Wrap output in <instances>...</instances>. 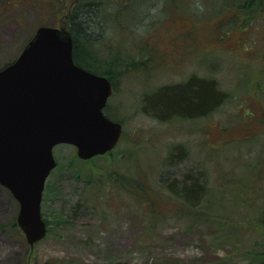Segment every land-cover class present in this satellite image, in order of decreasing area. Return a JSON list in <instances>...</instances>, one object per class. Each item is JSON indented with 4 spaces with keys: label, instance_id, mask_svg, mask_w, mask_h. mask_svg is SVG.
<instances>
[{
    "label": "rangeland",
    "instance_id": "rangeland-1",
    "mask_svg": "<svg viewBox=\"0 0 264 264\" xmlns=\"http://www.w3.org/2000/svg\"><path fill=\"white\" fill-rule=\"evenodd\" d=\"M140 1L139 12L123 7L124 22L137 24L120 34L108 18L96 42L102 54L115 42L129 54L151 49L135 57L149 59L144 70L115 79L108 110L123 123L120 144L84 163L72 146L56 148L60 171L48 184L57 192L43 206L49 231L33 247L13 226L18 202L0 185V264H253L252 253L264 252V0L260 13L230 7L221 19L210 16V0ZM102 3L112 15L125 0ZM23 24L0 19V69L27 42L15 34ZM191 75L216 79L230 100L191 121L142 112L146 93ZM102 172L121 182L107 192L87 185ZM184 180L201 187L197 198L184 195Z\"/></svg>",
    "mask_w": 264,
    "mask_h": 264
},
{
    "label": "water",
    "instance_id": "water-1",
    "mask_svg": "<svg viewBox=\"0 0 264 264\" xmlns=\"http://www.w3.org/2000/svg\"><path fill=\"white\" fill-rule=\"evenodd\" d=\"M109 78L74 63L65 29L40 28L19 58L0 70V185L19 203L17 224L31 247L48 232L42 216L54 148H76L81 160L112 151L123 134L104 109Z\"/></svg>",
    "mask_w": 264,
    "mask_h": 264
},
{
    "label": "trees",
    "instance_id": "trees-1",
    "mask_svg": "<svg viewBox=\"0 0 264 264\" xmlns=\"http://www.w3.org/2000/svg\"><path fill=\"white\" fill-rule=\"evenodd\" d=\"M126 1L128 0H125V3H121L119 11L112 15H108L107 12L103 10L104 6L98 7L96 5H92L85 7L81 10L80 20L73 22V58L75 63L89 72L109 78L113 86H115V79L122 78L130 71H137L141 69L144 70L150 63L148 62L149 59H145L142 57V55L138 57L142 58V60H137L135 58L138 56L139 52L143 50L142 48H145V50H143L144 53L148 52V50H151L150 47L147 50V45H140L138 46V51L135 52L136 54H129L127 53V48H131V46H125L123 43L115 42V44L111 43L107 46L108 51H106L105 54L99 52V50L102 49L101 46L97 45V43L100 41L99 38L101 37L100 30L103 28V26H105L108 18L114 21L116 20L115 23L118 26V31L120 34L127 31L126 25H130L138 21L136 20L133 21V23H125L122 18L124 13L123 7L128 8L129 10L132 8L129 11L131 14L136 13L140 11L139 9L141 1L135 0L134 3L136 4L133 3V0L128 2ZM175 1L179 8L180 0ZM224 2L223 0H210L209 11H211V17L214 16L217 17V19H221V15L225 12H228L226 10L230 7H234V9H241L247 14L248 12L251 13L255 11V9H258L260 13L262 8L261 0H226V2H228L227 4ZM187 12L189 11L187 10ZM135 15L136 14L133 16ZM196 15L197 14L193 13V16ZM141 22L142 21L139 20L138 23ZM128 56L132 57V61H127ZM150 57L151 55L149 58ZM230 98V94L221 89L220 84L216 79L201 77L199 75H191L183 82L166 84L156 88L153 92L146 93L142 99L141 110L145 115L160 122H169L174 119L191 121L209 117L210 115L217 112L222 106H224L230 100ZM110 113L111 112L109 110H105L107 117L112 120L122 122L119 118H113ZM107 155L112 156L113 151ZM175 155H173V157H176ZM75 160H79L80 163H84L77 157H75ZM59 164L60 163L58 162V169L56 168L58 172L60 171ZM88 172H90V170ZM92 177L93 175L89 174L88 179H86L87 185L89 186L90 183H95L98 191L102 192H107L110 186L117 185L118 182H121V179L118 178L119 174L112 176L109 172H102L96 179H92ZM181 187L184 195L190 198H197L199 193L203 191L195 181L184 180V182H181ZM171 191L174 192L172 188ZM55 192H57L55 188H53V191H51V188H49V184L47 183L44 193L43 206L45 203L46 194L49 196L50 193L54 194ZM258 222L264 231V208L261 210V213L258 217ZM13 226L17 227L16 221L14 222ZM252 256L253 264H264V252L261 254L254 252L252 253Z\"/></svg>",
    "mask_w": 264,
    "mask_h": 264
},
{
    "label": "flooded vegetation",
    "instance_id": "flooded-vegetation-1",
    "mask_svg": "<svg viewBox=\"0 0 264 264\" xmlns=\"http://www.w3.org/2000/svg\"><path fill=\"white\" fill-rule=\"evenodd\" d=\"M0 0V19L12 18L17 23L29 24L30 28H20L17 37L27 39L20 53L41 27H52L73 32V22L81 17V10L96 5L103 7L102 0ZM9 21V20H6ZM12 22V21H11ZM32 23V25H31Z\"/></svg>",
    "mask_w": 264,
    "mask_h": 264
}]
</instances>
